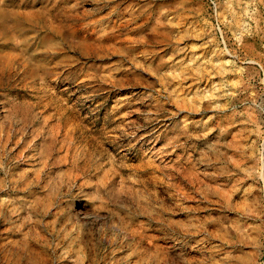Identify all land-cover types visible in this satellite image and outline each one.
<instances>
[{"label":"rangeland","instance_id":"obj_1","mask_svg":"<svg viewBox=\"0 0 264 264\" xmlns=\"http://www.w3.org/2000/svg\"><path fill=\"white\" fill-rule=\"evenodd\" d=\"M0 264H264V0H0Z\"/></svg>","mask_w":264,"mask_h":264},{"label":"bare ground","instance_id":"obj_2","mask_svg":"<svg viewBox=\"0 0 264 264\" xmlns=\"http://www.w3.org/2000/svg\"><path fill=\"white\" fill-rule=\"evenodd\" d=\"M42 30V29H41ZM58 31V30H57ZM30 42V40L29 41H24L23 43H22V47H24L25 48V51L26 50H28L29 49V47L31 46V44L29 43ZM16 50V49H15ZM22 50V49H21ZM22 53V52H21ZM25 56V60H26V55H24ZM12 57V56H11ZM10 58V57H9ZM16 58H18V57H16ZM22 60V59H21ZM20 61V60H19ZM27 61H29L28 60V57H27ZM26 62V61H25ZM28 63V62H27ZM47 67V66H46ZM14 69H15V67H14ZM21 71V70H20ZM20 73V72H19ZM36 74V73H35ZM70 126V125H69ZM68 127V126H67ZM69 129H70V127H69ZM73 130V129H72ZM71 130V131H72ZM69 131V130H68ZM66 132V131H65ZM69 136H70V132H69ZM71 140L73 141L74 140V138H71ZM85 144V143H84ZM86 146V145H85ZM83 153H84V151H83ZM69 177H71V181H78V177H79V175L78 174H70V176ZM155 179V178H154Z\"/></svg>","mask_w":264,"mask_h":264}]
</instances>
